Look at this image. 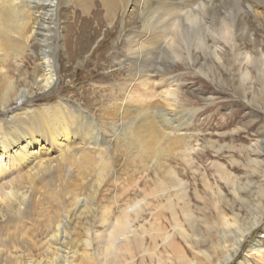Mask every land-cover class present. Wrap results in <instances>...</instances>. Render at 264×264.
Instances as JSON below:
<instances>
[{
    "label": "bare ground",
    "instance_id": "obj_1",
    "mask_svg": "<svg viewBox=\"0 0 264 264\" xmlns=\"http://www.w3.org/2000/svg\"><path fill=\"white\" fill-rule=\"evenodd\" d=\"M234 1L238 2L237 12L241 9L244 15L236 22L227 20L226 16L215 18L214 0H141L144 26L143 30L126 35L127 61L131 64L139 62V70L136 69L138 73H146L148 76L153 73L160 78L169 74L167 72L178 62H183L186 66H189L190 62L197 64L200 61L198 51L203 50L208 58L206 64H200L207 68L205 75L209 77V73L216 71L218 64L219 67L226 65L223 52L227 47L234 55L233 64L242 58L247 64L261 65L259 73L264 76L263 48L256 49L258 55L253 56L249 51L245 52L243 45L238 41L240 31L247 32L246 35L250 32L247 30L249 27L245 16L263 18L264 0ZM61 2L69 5L72 1ZM96 2L102 4L107 15H110L113 9H124L130 0H78V3L85 5L83 13L86 15H90ZM58 5L59 0H0V264H62L66 261L65 251L69 241L76 242L80 238L81 243L83 235L89 236L91 219L97 210L102 208V201L109 200L107 193L109 187L114 185L110 180L117 177L113 147L120 138L117 134L119 130L124 131L123 141H137L139 150L149 154L148 158H156L154 160L157 166L167 158L176 159L179 154H186L189 141L195 138L188 135L186 130L196 119L197 110L179 113L176 119V116L173 119L168 118L169 114L156 119L155 112L163 110L164 106L159 100L161 94L153 90H146L144 96H138L140 98L136 102H129L128 98L132 92H129L130 88L127 87V99L113 103L115 107L109 111L110 122L105 123L113 133L110 140L109 135L103 134L97 127L91 112L88 113L77 101L66 99L53 105L36 107L29 104L21 107L25 101L36 97V92L47 91L55 85L58 70H55L56 52L54 53L52 42L59 27ZM211 15L213 17L209 19ZM96 18L99 19L98 16ZM127 22L124 23L126 26ZM27 53L35 60L33 71L29 73L28 78V74L21 72L13 63L14 60L26 58ZM63 53L67 56L69 54L67 39ZM152 55L169 56V61L167 62V58V63L163 62L160 57L161 62L151 65ZM157 61L153 59V62ZM23 62L30 64L27 60ZM243 63L239 62L240 67H243ZM27 68L29 69V66ZM240 73L244 77L250 76L248 70L242 72L240 69ZM17 75L24 76L25 81L29 82L26 88H19ZM259 79L262 80L261 77ZM166 95L167 93L162 94L164 97ZM151 99L157 100L152 103ZM165 100L164 98V102ZM13 107L19 108L15 111ZM131 115L136 119L129 120ZM115 133L117 135H114ZM212 149L216 151V156H219L224 148H215L212 144ZM242 153L244 150L240 151V154ZM248 155L251 159L250 166L254 170H258L261 163L264 165V141L256 140ZM94 159H98V163H95ZM231 163L232 169L240 164L234 159ZM162 164L160 163V167ZM190 166L191 169L194 167L193 164ZM262 169L264 176V166ZM160 170L158 169V173L162 176L161 180L156 182L158 179H155V189L146 196L165 197L167 202L162 203L159 208L171 212L173 234L161 225L152 226L154 234L148 231L141 233L136 225L143 210L140 207L133 217L130 210L136 204L134 202L124 206L119 216H115L111 208L106 207L102 225L106 224L111 231L107 236L100 238L105 244L101 254L105 264H124L120 259L123 252L132 256L128 264L138 263L133 247L135 251L138 249L142 254L147 252L150 255L149 258L143 257L140 264H168L162 252L163 246L166 249L168 244L171 245L173 254L178 257L172 264H176V260L190 264L184 252L175 244L177 237L193 241L194 246L202 245L201 242L205 241L203 233L194 228L197 218H194L191 212L192 203L187 202L185 207L183 206L182 215L175 204L178 199L176 197L175 200V196L185 201L184 203L191 199L192 189L184 182L185 176L170 172L167 180ZM219 170L220 177L226 180L229 177L227 172L223 168ZM197 171L195 170L196 173ZM92 173H95L94 178ZM255 174L257 171L250 176L255 177ZM207 181L209 182L205 179L202 182L210 190L208 196L211 204L217 205L221 199L216 201L217 194ZM242 182V179H237L232 192L235 203L241 201L245 204L239 195L245 190ZM173 187L179 188L180 192L173 195ZM198 192L196 186L194 193ZM260 194L263 197L257 202L262 207L256 206L259 216L256 213L251 214L258 218L252 226L246 227L247 223L242 221L240 209H236L234 203L227 201L221 191L218 192L220 198H224L221 203L227 206V211H231L232 217H229L225 210H221L219 216L222 218V225L214 226L204 221L208 225L207 231L216 232L213 238H217L219 246L214 248L212 243L208 250H200L203 255L200 264H213L214 259H217V262H214L216 264L233 263L248 236L263 222L264 189L260 190ZM50 203H55L61 211L56 208L59 213L52 214L53 217H45ZM217 206L220 209V205ZM250 210L253 209L248 211ZM186 224L192 229V234L185 229ZM149 240L151 245L148 247ZM120 242L126 245L123 247L119 245ZM222 246L224 252L221 250ZM259 246L257 241L250 249L258 250ZM217 251H221V256L216 257ZM80 258L82 262L79 264H93L85 255Z\"/></svg>",
    "mask_w": 264,
    "mask_h": 264
},
{
    "label": "rangeland",
    "instance_id": "obj_2",
    "mask_svg": "<svg viewBox=\"0 0 264 264\" xmlns=\"http://www.w3.org/2000/svg\"><path fill=\"white\" fill-rule=\"evenodd\" d=\"M71 1V4L65 5L59 0L58 5L60 6L58 9L59 27L55 31L52 42V47L55 50L54 53L56 52L54 54L55 70H58V74L55 77V85L47 91L36 92V97L25 101L26 103L21 107H26L29 104L36 107L53 105L60 100L66 99L73 102L77 101L88 113L91 112L90 114L95 118L97 127L104 132L103 134L109 135V140L113 135L105 124L110 122L111 116L109 115V111L114 109L113 103H116L115 101L121 102V100L125 101L127 99L125 93L127 87L130 88L128 89L129 92H132V95L130 94L128 98L129 102H136L140 98L138 96H144L146 90L157 91L161 94L159 100L165 109H160L161 112H155L156 119L166 116V114H169L167 115L168 118L171 117L173 119L176 116V119L179 117V113L191 110H197V117L186 130L188 131V135L195 136L194 139L189 141L188 152L184 153L185 155L179 154L176 159H173V157L167 158L166 161L160 162L164 164L161 167L160 163L158 166L155 164L154 159L156 158H152L153 161L151 156L148 158L149 154L143 153L141 149L139 150L137 141L135 142L134 140L131 143L123 141L124 131L119 130L117 134L120 135V138L113 147L114 154H116L114 155V160H116V165L114 166L116 169L114 168V170L117 177L110 180L111 183L114 182L113 186L115 188L113 186L109 187V193H107L109 194V200L107 202L102 201V208L97 210L96 215H93L90 222L92 228L89 236L83 235L81 243H79L80 238L76 242L73 240L69 241L65 251L66 261L62 264H79L82 262L80 258L82 255L89 257L93 264H105L101 256L105 244L101 242L100 238L107 236L111 231V229L106 227V224L102 225L103 211L106 207H110L114 215L119 216L124 206L134 202L136 204L130 210L133 217L134 213L140 210V207L143 210L140 215L141 218L136 225L137 227L139 226L141 233L144 231L153 233L152 226L161 225L163 229L173 234L171 212L165 210V208H159L162 206V203L167 202L165 197L151 198L146 196L153 191L152 189H155V179H158L156 182L161 180L162 176L159 175L158 169H161L160 172L167 180L169 179L168 175L170 172L174 175L177 173L184 175V182H186V185L188 184L187 186H191L190 201L187 200L184 203L185 201L179 200V197L175 196V200L178 198L175 204L178 205V211L182 215L181 210H183L185 204L187 202L192 203L191 212L193 213V217L197 218L194 228L201 231L207 240L200 239L205 244L201 242L203 244H200V247L197 245L195 247L193 241H185L179 236L175 244L184 252L186 260L190 264H200L199 261L202 260L203 256L201 254L202 250L211 248L210 245L212 243H214V246H212L214 248L219 246L217 238L215 236L213 238L216 232L207 231L206 226L208 225L204 221H207L208 224L211 223L210 225H222V218L219 216L221 210H225L226 214L232 217L231 211H227V206L221 203L224 201V198L234 203L236 209H240L239 213L242 221L245 220V224L247 223L246 227L252 226L258 218L257 216H259L257 215L259 211L256 209V206L260 205L257 201L263 197L260 194V190L264 189V176L262 174V166L264 165L261 163L259 168H257L258 170H254L250 166L249 161L251 159L248 151L256 140L264 141V76L259 73L261 65L247 64L242 58L233 64L235 62L233 61L234 55L230 52L231 49L226 47V52H223L224 64L226 65L221 66V68L218 64L216 71L211 74L209 73V77L205 75L207 68L202 67L206 64L208 58L204 55L203 50L198 51L200 61L197 64L190 62L189 66H186L183 62H178L171 71L167 72L169 74L163 77L158 78L153 73L149 76L146 73H138L139 62L131 64L127 61L128 48L126 40L128 38H126V35H132V33L138 32V30H143L142 15L144 11L141 7V0H130L124 9L120 11H114L113 9L110 15H107V11H105L103 5L99 2L95 3L92 8L93 10L90 11V15H86L83 13L85 5L78 3V0ZM237 3L234 0H214L215 18H225L226 16L227 20L230 19L231 22H236L239 18L244 17L241 9L237 12ZM212 17L213 15L209 19ZM262 17L256 19L253 15L245 16L249 27L247 30L250 32L248 35L244 31H240L238 34V41L243 45L244 51H249L253 56H257V50H261L262 48V54L264 55V15ZM126 22L127 26L124 24ZM66 39L67 45L69 43L68 56L63 53ZM25 57L23 60H27L30 64H25L22 59L20 61L14 60L13 63L21 69V72L26 75L28 74V78L29 73L33 71L32 66L34 67L35 60L28 53ZM160 57L163 58V62H166L167 58V62L169 61V56L162 57L160 55ZM160 57L152 55L150 57L151 65L161 62ZM153 59L158 61L153 62ZM239 62H244L242 64L243 67H240ZM28 66L29 69L27 68ZM240 69L242 72L248 70L250 76H242ZM18 76L17 81L20 86L19 88L22 90L29 85V82L25 81L24 76L20 75L21 78ZM260 77L262 80L259 79ZM163 93H167L166 97L162 96ZM164 98L166 99L165 102ZM156 100L151 99L152 103ZM18 108L13 107V110L16 111ZM133 119H136L135 116H129V120ZM117 134L115 133L114 135ZM212 144L215 148H224L220 151L219 156H216V151L212 149ZM129 147L130 149H128ZM241 150H244V153L240 154ZM143 154H145V158L142 156ZM140 157L142 159L139 160ZM251 158L254 159L253 157ZM233 159L240 162V164L235 165L232 169L231 160ZM94 160L95 163H98V159ZM141 162L142 164H140ZM191 164L194 165L192 169L190 168ZM94 168L96 169L97 167ZM222 168L229 175L226 180H223L218 174L219 169L222 170ZM194 169L198 170L197 173ZM256 171L255 177L250 176V174L252 175ZM203 179H208L210 183L207 182L214 188V192L218 196H216V201L221 199V202L218 201L217 204L220 205V209H218L217 205L213 206L211 204L210 196H208L210 190L202 182L204 181ZM237 179H242L243 181L245 190L239 195L247 205L241 203V201L234 202L236 199L232 191L237 183ZM196 186L199 190L198 194L194 193ZM219 191L222 192L224 198H220L218 195ZM179 192V188H172L173 195ZM144 199L146 201H143ZM216 207L217 209H215ZM56 208L58 209L55 203L48 204L47 212L45 211L48 214L45 217H53L61 211L58 209V212ZM249 209L253 210H250V212L248 211ZM255 213L257 216H253ZM185 226V229L192 234L190 226L188 224ZM147 236L149 237V235ZM257 241L260 243L259 249L251 251V246ZM150 243L151 240L148 241V247L151 245ZM119 245L124 247L126 244L120 242ZM192 245L194 246L193 248L191 247ZM221 250L222 252L225 251L223 246ZM133 252H136L138 260L136 264H140L143 257L149 258L150 256L147 252V255H144L138 249L135 251L134 247ZM162 252L168 264H172L178 258L173 254V250L169 244L166 245V249L163 246ZM220 252L217 251L216 257L221 256ZM237 254V257L234 258L231 264H264V215L262 224L248 236L243 244V248ZM120 259L124 264H128L132 256L123 252ZM215 260L217 259H214L213 264H216L214 263L217 262ZM180 261L183 264L182 260ZM180 261L176 260V264H180Z\"/></svg>",
    "mask_w": 264,
    "mask_h": 264
}]
</instances>
